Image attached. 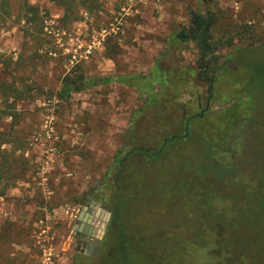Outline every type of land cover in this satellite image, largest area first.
<instances>
[{
    "label": "rangeland",
    "instance_id": "374dc122",
    "mask_svg": "<svg viewBox=\"0 0 264 264\" xmlns=\"http://www.w3.org/2000/svg\"><path fill=\"white\" fill-rule=\"evenodd\" d=\"M75 2L0 0V121L15 91L69 116L85 101L93 108L84 109L86 121L94 113L101 129H115L104 130L114 142L105 155L95 146V185L79 198L99 196L111 214L118 196L124 208L115 221L102 218L109 237L96 259L80 250V221L91 204H76L75 195L55 204L32 232L34 264L50 251V264H264V210L249 202L250 175L264 161V0ZM200 12L214 21L206 55L178 36ZM237 54L244 60L227 71ZM133 73L132 84H122ZM111 76L112 84L92 81ZM69 79L84 93L55 95ZM242 92L249 103L224 112Z\"/></svg>",
    "mask_w": 264,
    "mask_h": 264
},
{
    "label": "crops",
    "instance_id": "0c3cea01",
    "mask_svg": "<svg viewBox=\"0 0 264 264\" xmlns=\"http://www.w3.org/2000/svg\"><path fill=\"white\" fill-rule=\"evenodd\" d=\"M65 11V8L60 9L59 13L63 14ZM129 11L128 9L126 13H130ZM134 25L133 29L137 34V23L135 22ZM108 61L105 62L106 66ZM51 64L53 69L56 65L55 68L58 70L56 59ZM40 67L38 66V70L41 73L49 71L47 66L46 69L43 66L42 69ZM55 73L58 75V71ZM133 75L137 74L127 75L123 80L133 82L130 80ZM100 79L93 78L92 81ZM34 80L36 78L33 74L27 78L30 83ZM107 82L114 83L113 76ZM125 82L122 84L128 85ZM75 91L84 93L79 89ZM61 92L55 91V95L60 96ZM28 93L29 95L27 92H11L9 102L13 104L4 108V116L0 121V188L9 184L8 187L3 188V193L0 195V264H34L35 261L31 259V250L34 246L31 240L32 232L41 227L39 223L44 222V218L48 219L51 214L49 209L51 210L55 204H70L69 201H66L67 197L78 196L76 204L82 206L93 203L96 210V201L90 195H87V201H82L79 197L95 185L93 179H90L96 170L92 156L96 154L94 153L95 146L104 148L101 151L105 155V151L108 150L105 146L114 143L110 134L108 135L104 131L107 128L112 133L115 129L114 126L108 124L101 129L100 123H96L97 117L94 113L91 120L86 121L85 118L88 114L84 109L93 108L86 107L85 101L83 106L68 111L71 112L69 116L62 106L55 109L34 106V100L29 99L34 93ZM14 97H20L21 101L12 102ZM50 113L55 115L56 130L62 140L58 144L59 151L54 161L47 163L43 146L33 143L29 134L30 131L34 133L35 128L38 131L42 130L45 120L43 117L45 115L48 117ZM32 117L39 119L38 122L32 123ZM108 152L110 153V151ZM108 152L106 155L109 154ZM98 155L100 154L98 153ZM14 177L15 179H13ZM70 179H74L75 182ZM58 193L63 199L59 203L54 201V197ZM31 208L34 209L33 212H30ZM65 208L67 209V205ZM78 209L79 207H77ZM97 235L93 234L92 236ZM4 253L5 256H2Z\"/></svg>",
    "mask_w": 264,
    "mask_h": 264
},
{
    "label": "trees",
    "instance_id": "16d2710c",
    "mask_svg": "<svg viewBox=\"0 0 264 264\" xmlns=\"http://www.w3.org/2000/svg\"><path fill=\"white\" fill-rule=\"evenodd\" d=\"M53 1H56V2H59L60 4L68 6V3H67L68 0H53ZM69 1L75 2L77 0H69ZM71 4H73V3H71ZM213 22L214 21H213L212 17H209L208 12L206 13V15L202 12L195 13V14H193L192 24L189 27V29L184 30L182 32H179L178 36L183 41H186L188 39H192V40L196 41L199 44L203 55H206L207 52L209 53V52H212L214 50V47H213L212 42H211ZM240 56H242V55H238V54L233 55L230 66L227 67L226 64L224 66L226 68V70L229 68L230 70H233L236 72V70L238 69V66L233 65L232 63H233V61L235 63H236V61H239V63L242 62L244 59H241ZM227 71H229V70H227ZM107 81H108V79H106V78H101L99 81L96 80L97 83H100V82L104 83ZM125 81L126 80H123V82H125ZM126 82L128 84H132L130 81H126ZM213 88L214 87L212 84L211 89H213ZM76 89H77V81L75 79L66 80L63 84L62 92H61L60 96L67 99L68 97H70V93ZM239 94H241V95L238 96L239 97L237 99L238 102L235 101L234 104L230 108H228V110H225L224 112H231V111H236L237 109H243V108H241V106L243 107V105L245 103H247V102L249 103V101H250L249 100V97H250L249 94H246V92H242ZM259 168H261V169L264 168V161L261 163H258V167L256 169L254 168L252 175H250V179H252L255 182V184L252 185V192H251V194H249L250 195V197H249L250 201L249 202H252V204H254L255 211L256 210H261V211L264 210V173L261 176H259V174H255L256 173L255 171H257ZM8 185L9 184H5L3 186V188L5 189V187H8ZM3 188H0V195H2V193H3V190H4ZM113 201H114V204H112V206H114L113 207L114 211H112V213H111L112 214L111 222L113 220L115 221V219L117 218V215H118L117 212L120 209L123 210V208H124V204L118 196L113 197ZM254 212H249V213L253 214ZM110 223H109V225H110ZM119 227L123 228L122 221L119 223ZM107 228H108V225H107ZM106 237H109L108 233H107ZM129 239L130 238H128V240ZM118 254H120L119 255L120 260L124 261L123 260V258L125 259L124 254L121 252Z\"/></svg>",
    "mask_w": 264,
    "mask_h": 264
},
{
    "label": "built area",
    "instance_id": "2783aa9c",
    "mask_svg": "<svg viewBox=\"0 0 264 264\" xmlns=\"http://www.w3.org/2000/svg\"><path fill=\"white\" fill-rule=\"evenodd\" d=\"M46 29H48V27ZM49 32L51 33L52 29L49 30ZM57 34H60L59 31H57ZM86 53L87 54L91 53V50L90 49L86 50ZM80 58L81 56L77 57L76 53L73 55V59H76V61H79ZM55 122H56L55 115L53 113L52 114L50 113L48 117L44 120L43 129L40 131H37L32 138L33 143H38L43 146V149L45 152V159L47 163L54 161L59 151L58 144L62 140L61 135L56 130ZM103 223L104 222L102 221V219L99 218L97 220L96 226L100 228ZM52 256H53V253L52 251H50L48 256L46 257V260L43 262V264L53 263L51 261Z\"/></svg>",
    "mask_w": 264,
    "mask_h": 264
},
{
    "label": "water",
    "instance_id": "95a60500",
    "mask_svg": "<svg viewBox=\"0 0 264 264\" xmlns=\"http://www.w3.org/2000/svg\"><path fill=\"white\" fill-rule=\"evenodd\" d=\"M96 201V210L93 212V207L95 204H91V207L88 208V212H86L85 218L80 221L79 230L88 234L87 239H91L93 234H98L101 238H103L105 234L104 229L98 230L96 227L97 220L100 218H110L111 214L107 212L105 208H103L104 199L99 197H94L90 195ZM98 232V233H97Z\"/></svg>",
    "mask_w": 264,
    "mask_h": 264
},
{
    "label": "flooded vegetation",
    "instance_id": "af4514ba",
    "mask_svg": "<svg viewBox=\"0 0 264 264\" xmlns=\"http://www.w3.org/2000/svg\"><path fill=\"white\" fill-rule=\"evenodd\" d=\"M84 86L86 85V82H83ZM102 228L103 225H101ZM108 233V228L106 229V232L103 236V238H101L99 235L97 236H92L91 239H87L88 234L82 232L81 233V239H80V250L82 252H86V253H91L93 252L94 254V258L98 259L99 258V252L101 250V247L103 245L104 239L106 238V235ZM85 236V237H83Z\"/></svg>",
    "mask_w": 264,
    "mask_h": 264
},
{
    "label": "bare ground",
    "instance_id": "6f19581e",
    "mask_svg": "<svg viewBox=\"0 0 264 264\" xmlns=\"http://www.w3.org/2000/svg\"><path fill=\"white\" fill-rule=\"evenodd\" d=\"M102 225H103V227H104V226H105V223H103Z\"/></svg>",
    "mask_w": 264,
    "mask_h": 264
}]
</instances>
